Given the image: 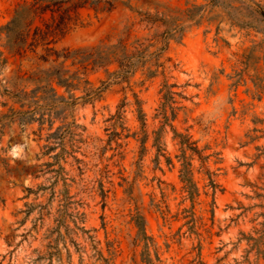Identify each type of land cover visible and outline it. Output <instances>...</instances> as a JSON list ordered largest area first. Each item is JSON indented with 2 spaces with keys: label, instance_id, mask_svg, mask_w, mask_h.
Returning <instances> with one entry per match:
<instances>
[{
  "label": "rangeland",
  "instance_id": "obj_1",
  "mask_svg": "<svg viewBox=\"0 0 264 264\" xmlns=\"http://www.w3.org/2000/svg\"><path fill=\"white\" fill-rule=\"evenodd\" d=\"M23 1L0 0V27ZM79 13L50 47H160L167 36L164 71L147 79L138 68L115 83V65L84 71L68 59L88 84L49 128L37 120L43 83L29 78L62 58L44 62L42 46L12 55L0 37L1 89L39 105L29 121L21 113L34 104L0 94V264H264V241L249 239L264 229V0H117L111 12ZM103 81L97 97L82 98ZM164 82L174 85L170 100ZM71 122L62 139H47ZM174 131L205 158L186 151L191 197ZM158 136L170 164L157 158Z\"/></svg>",
  "mask_w": 264,
  "mask_h": 264
},
{
  "label": "trees",
  "instance_id": "obj_2",
  "mask_svg": "<svg viewBox=\"0 0 264 264\" xmlns=\"http://www.w3.org/2000/svg\"><path fill=\"white\" fill-rule=\"evenodd\" d=\"M117 4V0H30L23 1L13 13L12 18L3 26L0 27V37L2 36L3 46L12 55L24 56L27 52H35L38 46H42L46 54L40 56V58L46 62L50 55H54L53 61H57L62 58V61L58 66L43 70L35 78H29V80L37 83H43V86H38L43 92V96L40 98L43 100V113H40L37 119L40 124L48 122L49 128H52L53 117H60L65 112L66 107H73L78 100L77 97L70 94V92L76 89L81 81L84 79L79 76V70L70 73L65 68L64 63L68 59H72V65L78 64L84 71L90 66L95 67H106L115 65L116 70L113 71L109 76L115 79V83H120L127 80V78L136 72L138 68L144 70L145 77L147 79L154 78L159 73L162 74L164 71L163 63L159 62L162 53L167 47V36L162 39L163 45L156 47L155 43L141 42L136 40L131 48H128L125 39H119L115 44H109L106 46H97L92 48H76L70 50L69 48H62L56 50L50 47V44H55L58 40L63 38L72 28L76 27L79 23L80 13L79 11L84 8H90L94 12H111ZM260 9V8H259ZM38 22V23H37ZM179 29V28H178ZM155 46L154 51H149L151 47ZM162 68L160 72L158 69ZM84 75V73H82ZM118 81V82H117ZM85 84H88L86 80H83ZM56 87L63 88L65 92L70 94V100H66L62 95H59L56 91ZM101 87L90 90L85 94L84 99L97 97L99 93L106 88L107 82H101ZM174 85H168L166 82L163 84V98L172 99V95L175 92L171 91ZM162 91V90H161ZM0 94L8 96L9 98L15 99L17 102L22 103L27 101V93L19 92L13 93L3 87ZM88 97V98H86ZM34 104L35 108L30 111H24L21 114L27 115L28 120L33 119L36 109L39 107L37 102L27 101V105ZM22 105V104H21ZM62 105L60 110H57V106ZM139 120L144 125V114L142 110L138 108ZM16 113H12V116ZM121 118V114L118 113ZM119 117V116H117ZM66 119V114L63 115L62 120ZM22 121H26L21 119ZM76 127L71 123H64L57 127V131L49 134L47 139H62L63 132L57 134L61 128ZM69 131V130H68ZM161 131V129H160ZM65 132V131H64ZM71 133V132H70ZM159 134V131L157 132ZM175 137H179V147L181 151L180 159H182V168L180 170V178L185 183L186 188L189 192L190 197L194 194L197 189L192 181L191 174V163L190 159L185 156L186 151L189 150L192 154H197L199 159L205 158L200 156V152L194 146V143L189 140V136L177 134L174 131ZM147 135L144 136V140ZM156 137L154 139V145H157V158L160 156L165 157L167 164H170V158L162 153L163 149L158 146ZM157 143V144H156ZM47 150H51L53 147L45 146ZM57 156V155H56ZM212 187L215 185L212 183ZM139 231L144 235L143 224H139ZM144 238H147L145 235ZM253 241L252 246H258L261 241H264V229L261 231V235L257 238L250 237ZM146 247V246H145ZM148 255V254H146ZM147 264H151L148 256L143 258Z\"/></svg>",
  "mask_w": 264,
  "mask_h": 264
}]
</instances>
